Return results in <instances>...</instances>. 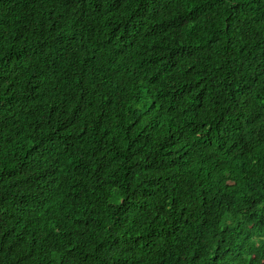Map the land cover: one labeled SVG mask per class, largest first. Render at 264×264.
Listing matches in <instances>:
<instances>
[{"label":"trees","instance_id":"obj_1","mask_svg":"<svg viewBox=\"0 0 264 264\" xmlns=\"http://www.w3.org/2000/svg\"><path fill=\"white\" fill-rule=\"evenodd\" d=\"M0 264H264V0H0Z\"/></svg>","mask_w":264,"mask_h":264}]
</instances>
